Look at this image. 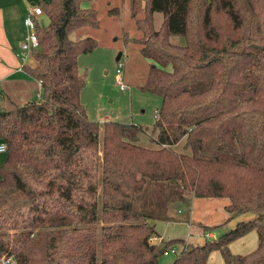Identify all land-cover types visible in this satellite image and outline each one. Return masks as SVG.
I'll use <instances>...</instances> for the list:
<instances>
[{
  "label": "trees",
  "instance_id": "trees-1",
  "mask_svg": "<svg viewBox=\"0 0 264 264\" xmlns=\"http://www.w3.org/2000/svg\"><path fill=\"white\" fill-rule=\"evenodd\" d=\"M87 1L39 2L34 64L23 69L40 90L0 110V254L16 264H158L181 243L171 264H208L214 250L225 264H264V0H131L152 62L141 89L162 99L151 128L89 120L78 56L96 41L69 38L97 26ZM148 131L155 148L140 144ZM193 196L228 197L230 218L254 215L202 243L154 242L157 220L190 221ZM252 230L258 246L234 252Z\"/></svg>",
  "mask_w": 264,
  "mask_h": 264
},
{
  "label": "rangeland",
  "instance_id": "rangeland-1",
  "mask_svg": "<svg viewBox=\"0 0 264 264\" xmlns=\"http://www.w3.org/2000/svg\"><path fill=\"white\" fill-rule=\"evenodd\" d=\"M83 5L96 11L97 26L77 28L70 32L69 38L78 40L92 37L96 41V47L91 52L78 56V69L85 78L84 86L80 92V101L89 120L98 122L100 125L110 120L153 127L155 112L161 107L162 99L141 89L152 65L151 60L141 54V44L138 42V39L144 34L139 29L136 18H141L144 14L139 13L136 18L133 17L131 0H90ZM163 22V13L156 12L154 28L159 30ZM171 41L176 44H184L185 38L172 35ZM118 70L122 72L124 87L117 84ZM13 106L14 103L11 105V103L0 100V109H10ZM150 134V131L143 133L140 144L155 148L157 146L156 140H154L156 134ZM99 137L101 140V131ZM253 215L252 212H243L239 214L238 220L248 219ZM236 219L217 227L216 235L230 230L237 223ZM177 233L184 234L183 228ZM181 236L178 235V237ZM231 246L234 250L240 251L239 253L256 248L258 246L257 232L254 230L247 232L234 240ZM173 247L177 249V252L169 255L162 254L158 264L172 263L179 255L182 244L175 243L169 246V248ZM211 253L208 264H225L219 250H214Z\"/></svg>",
  "mask_w": 264,
  "mask_h": 264
},
{
  "label": "crops",
  "instance_id": "crops-1",
  "mask_svg": "<svg viewBox=\"0 0 264 264\" xmlns=\"http://www.w3.org/2000/svg\"><path fill=\"white\" fill-rule=\"evenodd\" d=\"M40 1L47 0H0V100L11 105L35 98L40 90V83L23 69L25 65L34 64L32 56L26 62H22L19 56L20 44L27 32L23 23L25 13ZM5 155L0 153V164ZM229 201L228 197L193 196L188 215L190 221L157 220L159 236L165 240L185 238L187 242L194 244L202 243L207 238L215 239L218 237L215 232L217 227L236 218L238 221L239 215L230 218L231 213L226 208ZM186 215L184 207L177 212V217ZM205 224L218 226L213 230L204 231ZM182 228L184 234H178L177 231ZM231 248L234 252H240L232 246Z\"/></svg>",
  "mask_w": 264,
  "mask_h": 264
},
{
  "label": "built area",
  "instance_id": "built-area-1",
  "mask_svg": "<svg viewBox=\"0 0 264 264\" xmlns=\"http://www.w3.org/2000/svg\"><path fill=\"white\" fill-rule=\"evenodd\" d=\"M42 14V8L39 4L33 5L26 13L23 19L24 26L26 27V35L20 44L19 56L22 62H26L28 58L31 57V52L33 49L38 47V39L35 33V18H38ZM117 84L124 87L122 81V72L118 70L117 72ZM6 152V145L4 142H0V153ZM154 242L160 243L163 237L159 235H154L152 237ZM177 252L175 247H167L164 250V254L168 255L170 253ZM0 264H16V260L12 255L0 254Z\"/></svg>",
  "mask_w": 264,
  "mask_h": 264
},
{
  "label": "water",
  "instance_id": "water-1",
  "mask_svg": "<svg viewBox=\"0 0 264 264\" xmlns=\"http://www.w3.org/2000/svg\"><path fill=\"white\" fill-rule=\"evenodd\" d=\"M120 56H121V55H120ZM120 56L118 57V59L120 58ZM164 246H165V243H162V244L160 245V249H163Z\"/></svg>",
  "mask_w": 264,
  "mask_h": 264
}]
</instances>
